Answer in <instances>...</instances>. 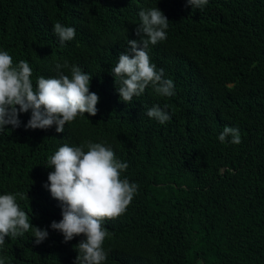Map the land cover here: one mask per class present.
<instances>
[{
  "label": "trees",
  "instance_id": "1",
  "mask_svg": "<svg viewBox=\"0 0 264 264\" xmlns=\"http://www.w3.org/2000/svg\"><path fill=\"white\" fill-rule=\"evenodd\" d=\"M155 7L169 20L167 39L149 55L175 95L149 85L126 103L111 70L127 41L139 39V11ZM57 22L74 27L75 38L61 45ZM0 50L14 65L29 63L34 89L65 61L91 75L97 114L78 115L60 133L55 125L15 131L16 146L1 145L0 168L49 213L38 175L48 154L57 144L107 142L138 191L103 264H264V0H208L203 9L187 0H0ZM161 104L174 111L164 124L146 114ZM226 125L241 143L219 140ZM189 172L201 173L192 181ZM32 243L25 260L50 264Z\"/></svg>",
  "mask_w": 264,
  "mask_h": 264
},
{
  "label": "clouds",
  "instance_id": "2",
  "mask_svg": "<svg viewBox=\"0 0 264 264\" xmlns=\"http://www.w3.org/2000/svg\"><path fill=\"white\" fill-rule=\"evenodd\" d=\"M207 3L187 0L192 8L203 9ZM138 15L141 22L135 33L139 39L127 41L130 47L119 54L111 70L119 78L117 91L126 103L149 85L159 96L175 95L174 82L164 78V69L157 70L149 55L150 45L167 39L169 20L158 7L141 9ZM53 30L61 45L76 35L74 27L59 22ZM56 67L58 76L39 77L34 89L29 63L21 60L14 65L12 56L0 50V148L7 142L16 146L15 131L55 125L60 133L78 115L97 114L100 97L89 90L91 75L67 61ZM61 69H68L70 76ZM29 110L28 122L21 121ZM146 114L161 124L174 118V111L165 104L154 105ZM229 136L232 144L242 142L239 129L226 125L218 138L224 143ZM127 168L107 142L57 144L48 154L47 170L38 174L53 205L49 213L33 205L30 191H16L0 168V264H29L23 257V246L29 241L42 247L40 255L50 264L108 262L110 239L123 228V214L138 191L136 183L121 178ZM200 173L189 172V177L195 181Z\"/></svg>",
  "mask_w": 264,
  "mask_h": 264
}]
</instances>
